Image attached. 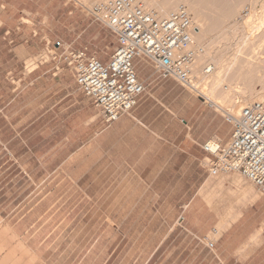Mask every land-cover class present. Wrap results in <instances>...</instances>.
<instances>
[{
	"label": "rangeland",
	"instance_id": "obj_1",
	"mask_svg": "<svg viewBox=\"0 0 264 264\" xmlns=\"http://www.w3.org/2000/svg\"><path fill=\"white\" fill-rule=\"evenodd\" d=\"M98 1L103 0H0V225L3 224L0 236L4 240L0 241L3 243L11 237L6 240L11 248L14 242L24 241L40 258L35 264H219L214 251L216 244L209 249L207 241H215L220 236L234 206L243 209L261 195L239 173H213L208 168L211 181L219 183L220 189L210 190L207 195L210 228L204 236L188 232L181 216H162V227L157 233L119 231L116 226H107L106 217L97 215L94 209L83 216L79 207L74 208L81 201L79 193L64 191L67 185H59L55 173L52 174L58 162V121L50 120L44 112L46 105L42 106L49 87L46 80L54 78L52 71L46 72L55 65L47 53L63 41L75 48L86 47L88 53L95 54L102 62L108 60L115 38L78 6ZM145 1L151 7H156L155 2H163ZM188 1L200 11L204 28L217 26L207 28L210 31L203 39L194 38L206 52L208 45H212L211 55L217 56L210 55L211 59L205 56L207 61H213L215 71H219L218 82L209 86L212 100L231 112L221 98L226 95L224 99L229 102L237 95L236 87L242 90L250 87L254 97L249 98L248 104L260 101L257 94L264 96V18L256 20L261 24L251 36L244 21L253 13L259 14L262 7L264 12V0L263 4L261 0ZM179 3L183 1L172 0L168 10ZM227 11L230 15L222 19L223 12ZM191 14L196 21V14ZM136 69L145 83L140 97L148 83L171 79L158 77L145 63H137ZM59 77L73 79L66 68L55 78ZM200 91L208 97L207 91L202 88ZM229 132L230 126L225 124L226 136L220 137L224 143ZM226 204L228 218L220 226L214 221L218 212L224 213ZM211 228L216 230L215 234ZM9 246L4 249L7 251ZM6 251L2 250L0 257ZM15 251L14 255H21L18 249Z\"/></svg>",
	"mask_w": 264,
	"mask_h": 264
},
{
	"label": "crops",
	"instance_id": "obj_2",
	"mask_svg": "<svg viewBox=\"0 0 264 264\" xmlns=\"http://www.w3.org/2000/svg\"><path fill=\"white\" fill-rule=\"evenodd\" d=\"M51 71L42 106L58 121L52 174L67 185L64 191L79 193L74 208L83 216L94 209L107 226L127 233H157L162 216H181L188 232L204 236L210 228L207 195L220 188L210 179V155L201 145L226 136L223 117L172 79H160L148 83L129 113L107 125L73 79ZM228 210L226 204L225 216L218 212L214 222L222 226ZM229 217L215 240L219 264H264V194L243 209L234 206Z\"/></svg>",
	"mask_w": 264,
	"mask_h": 264
},
{
	"label": "built area",
	"instance_id": "obj_3",
	"mask_svg": "<svg viewBox=\"0 0 264 264\" xmlns=\"http://www.w3.org/2000/svg\"><path fill=\"white\" fill-rule=\"evenodd\" d=\"M93 22L115 38L106 62L86 47L59 41L48 52L55 72L66 68L81 92L98 108L107 125L129 113L145 91L137 63L149 65L161 78H171L197 95L207 107L219 113L231 127L227 142L218 137L201 147L208 155L213 173H239L264 194V102L243 105L236 114L203 94L194 82L215 71L204 61L205 47L194 40L195 25L189 8L179 3L165 13L142 0H103L88 6L79 4ZM215 234L216 230L212 229ZM209 249L215 241L208 240Z\"/></svg>",
	"mask_w": 264,
	"mask_h": 264
},
{
	"label": "bare ground",
	"instance_id": "obj_4",
	"mask_svg": "<svg viewBox=\"0 0 264 264\" xmlns=\"http://www.w3.org/2000/svg\"><path fill=\"white\" fill-rule=\"evenodd\" d=\"M143 1V0H142ZM152 0H146L145 2H147V3H149L150 4V2H151ZM163 2H160V3H153V4H156V7H157V9L161 12V13H165V12H167L168 11V8H169V6L170 5H172L171 4V1L169 0H162ZM183 1V3H185V4H187V6H188V8H189V10H191V13L193 12L194 14H196V17H197V19H196V21H194V22H197V23H194L195 24V36L196 37H194V38H197V39H203L207 34H208V32L210 31V29H212V28H214V27H217L216 25L214 26V27H211L210 25L207 27V28H209V27H211L210 29H209V31L208 30H206L207 28H204V25H203V22H201L202 20H201V18H199V10H198V8L195 6V4L194 3H191L190 1H188V0H182ZM200 1H204L205 3H208L209 1L211 2V0H200ZM257 1V0H256ZM174 2V1H173ZM172 2V3H173ZM209 2V3H210ZM151 3V4H152ZM260 3V2H259ZM261 3L263 4V2H262V0H261ZM212 4V3H211ZM264 6V5H263ZM156 7H154V8H156ZM171 7V6H170ZM261 9V8H260ZM262 9H263V7H262ZM261 9V10H262ZM260 10V11H261ZM230 11V10H229ZM229 11H227L226 13L225 12H223V15H222V19H224V16L227 14L228 16L230 15V13L228 14V12ZM260 11H259V14H261V13H264V12H262L261 11V13H260ZM264 11V10H263ZM199 13V14H198ZM225 13V14H224ZM252 13V12H251ZM221 14V13H220ZM258 13H253V14H251V15H249V17L248 18H246L245 19V21H244V23L246 24V26L250 29L249 31L250 32H248L247 34H248V36L250 35H253L255 32L254 31H256V29H258L259 28V26H260V21H257L256 22V20H262V18H264L263 17V14H261V15H259ZM202 15V14H201ZM221 16V15H220ZM228 16L226 17V18H228ZM251 16H253L251 19H249ZM201 17V16H200ZM203 18V17H202ZM220 17L218 16V19H219ZM220 18V19H221ZM219 19V20H220ZM214 21V20H213ZM216 21H217V24H219L218 23V20L216 19ZM215 22V21H214ZM219 22H221V21H219ZM213 23V22H212ZM211 23V24H212ZM197 24V25H196ZM215 24V23H214ZM213 24V25H214ZM212 25V26H213ZM234 32V31H233ZM232 32V33H233ZM231 34V33H230ZM234 34V33H233ZM246 34V35H247ZM228 37V36H227ZM231 37H232V35H231ZM247 37V36H246ZM223 39H225V38H223ZM195 40V39H194ZM242 40H243V38H242ZM246 41V40H245ZM213 42V41H212ZM220 42V41H219ZM241 44H242V42L241 41H239ZM215 43H216V41H215ZM215 43H212V44H214L215 45ZM238 45H239V43H238ZM243 45H244V43H243ZM239 46H241V45H239ZM237 48V51H239L238 49H239V47L237 46L236 47ZM212 49H213V46L212 45H208V49H207V52H206V57H209L210 58V55H211V51H212ZM241 49V48H240ZM241 51V50H240ZM211 57H213L212 55H211ZM217 56H214L213 58H216ZM208 60V58H204V59H202L201 61H200V63L201 62H204V61H207ZM211 59V58H210ZM213 62V61H212ZM216 62H217V64H219V66H221L220 65V61L218 60V59H216ZM222 67L224 68V65H222ZM215 69H216V67H215ZM221 69V68H220ZM219 69V70H220ZM221 71H222V69H221ZM218 73H219V71L218 72H213L211 75H209V76H207V77H202V76H199L198 78H197V80L194 82V84L197 86V87H200V89L202 88V89H204L205 91L204 92H206L207 91V93H208V98H210L211 100L213 99L212 97H211V95H212V90H210L209 89V86L210 85H212V82H218V78H219V76H218ZM214 76V77H213ZM215 76H218V77H215ZM212 77H213V79H212ZM221 78V77H220ZM223 78H221V79H219L220 81L222 80ZM236 90H234V92H235V94L237 93V95H234V98L233 99H228L229 100V102L227 101V99H224V98H226V95L224 96V97H222L221 99H222V101H224L225 102V104H226V106H229L230 108H231V112H233L234 114H236L237 112H238V110L243 106V105H245V104H248V102H249V98H253L254 97V94L252 93V88H250V87H246L245 89H241L240 87H236L235 88ZM236 96V97H235ZM216 99V98H215ZM214 99V100H215ZM257 99L258 100H260V101H254V102H264V96L261 94V93H258L257 94ZM220 100V99H219ZM215 102H217L216 100H215ZM251 102V101H250ZM1 224V223H0ZM3 225V224H2ZM2 225H0V226H2ZM5 227V226H4ZM1 229V231H2V228H0ZM1 233V232H0ZM2 233H3V231H2ZM1 233V234H2ZM220 233V232H219ZM0 234V235H1ZM12 234H14V233H12ZM2 236V235H1ZM0 236V239L2 240V241H4L3 239H2V237ZM210 236V235H209ZM212 236H213V234H212ZM9 238H11V237H9ZM8 238V239H9ZM17 238V237H16ZM19 238V237H18ZM210 238V237H209ZM8 239H6V240H8ZM13 239H14V237H13ZM5 240V242H3V243H1L2 241H0V253H2L1 251L2 250H4V251H6L4 248H5V246H9V244H7V241ZM16 239H14V241H15ZM23 240V239H22ZM9 241V240H8ZM17 241V240H16ZM24 242V241H23ZM23 242L21 241V240H18L17 241V243L16 242H14V244H16L15 246H14V244H13V247L11 248L10 246L8 247V249H7V251H6V253L2 256V257H0V264H35L36 262H39L40 260V258H39V256L35 253V252H33V250H30L29 249V247L28 246H26L25 244H23ZM9 243V242H8ZM7 244V245H6ZM7 248V247H6ZM11 248V249H10ZM16 249H18V252L20 251L21 252V255L20 254H18V257H17V255H14L15 254V252L17 253V251H15ZM13 251V252H12ZM19 252V253H20ZM19 255H20V257H19ZM41 255V254H40ZM1 256V255H0ZM41 257V256H40ZM38 264V263H37ZM42 264V263H41Z\"/></svg>",
	"mask_w": 264,
	"mask_h": 264
}]
</instances>
